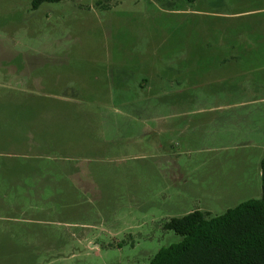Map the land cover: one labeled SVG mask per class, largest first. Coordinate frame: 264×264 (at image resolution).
I'll return each mask as SVG.
<instances>
[{
    "label": "rangeland",
    "instance_id": "obj_1",
    "mask_svg": "<svg viewBox=\"0 0 264 264\" xmlns=\"http://www.w3.org/2000/svg\"><path fill=\"white\" fill-rule=\"evenodd\" d=\"M30 6L0 0V264H147L170 217L259 198L264 0ZM187 97L188 137L153 123Z\"/></svg>",
    "mask_w": 264,
    "mask_h": 264
},
{
    "label": "trees",
    "instance_id": "obj_2",
    "mask_svg": "<svg viewBox=\"0 0 264 264\" xmlns=\"http://www.w3.org/2000/svg\"><path fill=\"white\" fill-rule=\"evenodd\" d=\"M61 1L65 0H31L30 9ZM260 168L259 198L247 199L219 215L197 208L170 217L163 228L179 239L158 249L147 264H264V157Z\"/></svg>",
    "mask_w": 264,
    "mask_h": 264
},
{
    "label": "crops",
    "instance_id": "obj_3",
    "mask_svg": "<svg viewBox=\"0 0 264 264\" xmlns=\"http://www.w3.org/2000/svg\"><path fill=\"white\" fill-rule=\"evenodd\" d=\"M225 94L227 95V97H224V100H220V103L218 101V105L221 108H225L227 110H230L231 112L237 111L241 106H245L249 103H251L250 100L248 101H242V100H238V98H234V96L237 94V88H231V90H228L227 92L224 90ZM223 94V93H222ZM221 95V94H220ZM242 95V92H241ZM229 99V100H228ZM166 105H171L170 109L172 112H168L167 115H155L154 119H152L153 123L158 126L160 129L164 130V129H169L171 131L175 130L176 132H180L182 135L185 134V136L188 137V134L186 133V131L188 130L189 126H187L186 124L183 125L181 122L183 120L184 117L187 118V114L189 111L183 112L182 107L185 105L188 108H193L194 104H193V100L190 97H187L185 99L182 100H178L177 98H171L168 102L165 103ZM202 108H207V107H201V108H196L193 110H190V112H195V110L201 111L200 109ZM205 110V109H204ZM202 110V111H204ZM147 120V119H145ZM151 121V119H149ZM211 133H208V135H210ZM207 135V134H206ZM205 135V136H206ZM230 138H231V145L234 144L233 141V136L232 134H229ZM234 135H236V132L234 131ZM255 136V135H254ZM227 137V135H226ZM189 141V140H187ZM255 149L254 152H257L259 154V158H258V182H259V186H258V196H261V192H262V187H261V168H260V162L262 160V158L264 157V133H259L258 136H256V140H253L251 142ZM257 192V191H256ZM257 194V193H256Z\"/></svg>",
    "mask_w": 264,
    "mask_h": 264
}]
</instances>
